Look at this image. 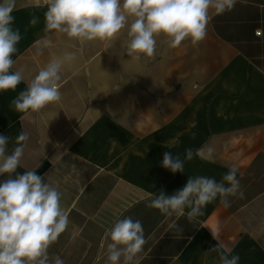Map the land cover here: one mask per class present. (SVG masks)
Instances as JSON below:
<instances>
[{
    "label": "crops",
    "instance_id": "crops-1",
    "mask_svg": "<svg viewBox=\"0 0 264 264\" xmlns=\"http://www.w3.org/2000/svg\"><path fill=\"white\" fill-rule=\"evenodd\" d=\"M46 10L43 0L16 2L13 70L24 80L0 92V134L10 153L26 133L17 171L34 170L62 193L69 224L50 258L106 264V231L131 217L147 241L139 264H219L209 252L218 243L239 264H264V0L210 10L202 41L171 48L160 36L155 55L139 60L127 54V28L111 41L80 42L46 31ZM65 53L75 58L62 69L61 100L17 112L12 100ZM165 151L184 160L183 172L161 166ZM233 166L244 196L228 197L230 207L217 197L192 221L149 207L154 194L171 196L189 177L219 182Z\"/></svg>",
    "mask_w": 264,
    "mask_h": 264
},
{
    "label": "clouds",
    "instance_id": "clouds-1",
    "mask_svg": "<svg viewBox=\"0 0 264 264\" xmlns=\"http://www.w3.org/2000/svg\"><path fill=\"white\" fill-rule=\"evenodd\" d=\"M17 0H0V92L15 90L24 80L22 69H14L16 45L21 40L19 29H13ZM46 5L45 30L66 35L80 42L111 41L127 28V54L135 60L152 58L157 38L163 36L171 48L190 38L195 45L207 34L210 10L216 15L231 11L238 0H43ZM37 23L36 18L30 21ZM73 53L53 57L48 64L12 100L17 112L38 111L61 100V72L65 63L74 60ZM9 137L0 134V264H64L49 248L67 229L68 214L61 204L62 193L34 170L19 173L26 142L24 132L18 134L9 153ZM193 152L187 149L185 159ZM163 168L172 173L184 171V160L171 152L163 153ZM236 167L217 182L214 178L189 177L185 186L171 196L163 192L153 196L149 207L167 216H185L189 221L203 215L204 207L220 198L230 207L228 197L243 198ZM185 209H188L185 213ZM180 232L183 228L178 225ZM213 239L219 241L216 234ZM106 264H139L138 254L147 243L143 224L131 217L119 219L106 231ZM218 243L209 250L217 252L219 264H239V255L220 251Z\"/></svg>",
    "mask_w": 264,
    "mask_h": 264
},
{
    "label": "built area",
    "instance_id": "built-area-1",
    "mask_svg": "<svg viewBox=\"0 0 264 264\" xmlns=\"http://www.w3.org/2000/svg\"><path fill=\"white\" fill-rule=\"evenodd\" d=\"M258 32V31H257Z\"/></svg>",
    "mask_w": 264,
    "mask_h": 264
}]
</instances>
